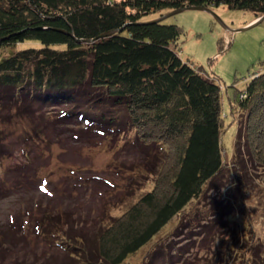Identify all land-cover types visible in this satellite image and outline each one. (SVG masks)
I'll return each instance as SVG.
<instances>
[{
  "label": "trees",
  "instance_id": "obj_1",
  "mask_svg": "<svg viewBox=\"0 0 264 264\" xmlns=\"http://www.w3.org/2000/svg\"><path fill=\"white\" fill-rule=\"evenodd\" d=\"M188 5L251 11L255 17L250 22L264 15V0H0V48L40 44L0 58L1 123L28 119L33 127L25 136L35 142L40 137L44 140L49 128L46 124L38 126L36 115L55 128L77 121L97 135L134 131L133 142L144 154V165H138L142 166L138 171L145 176L153 174L155 179L150 190L143 192L139 187L141 193L130 183L127 194L135 189L137 198L120 214L107 217L106 212V217L97 220L93 238L90 234L86 238L81 231L78 235L64 234L75 243H67L63 264H126L130 256L203 197L207 205L212 204L208 205L209 220L200 221L203 228L209 233L216 228L215 219L228 215L237 222L233 228L238 230L228 248L231 256L232 248H236L243 229L241 213L234 212L233 203L219 209L215 204L219 199L211 198L215 189L225 187L214 186L226 167L222 86L215 76L182 58V27L150 17ZM52 105L61 106L60 113L47 117L49 110L45 109ZM239 108L245 112V121L236 137L240 151L233 178L241 182L237 192L242 195L239 207L243 209V199L250 190L245 180L252 174L243 149L251 163H259L264 169V72L251 79L238 103L231 102L232 114ZM4 143L0 136L1 149ZM4 149L0 157L8 155L3 154ZM139 181L136 178L134 184ZM55 219L61 220L59 215L45 211L37 227L40 233V225L42 228L48 222L45 229L51 242L59 225ZM183 219L189 220L186 215ZM14 222L16 231L25 225L22 216ZM61 233H65L64 228ZM182 236L184 232L174 237L181 240L177 243L154 247L145 262L222 264L229 256L222 252L213 256L203 244L188 243L197 239V234L185 239ZM0 242L2 245L3 239ZM201 250H205L204 256ZM48 259L41 264H51ZM0 264H6L3 258Z\"/></svg>",
  "mask_w": 264,
  "mask_h": 264
},
{
  "label": "rangeland",
  "instance_id": "obj_2",
  "mask_svg": "<svg viewBox=\"0 0 264 264\" xmlns=\"http://www.w3.org/2000/svg\"><path fill=\"white\" fill-rule=\"evenodd\" d=\"M212 9L226 27L212 13L198 9L184 10L166 18L165 22L177 24L184 30L179 43L182 58L215 76L222 86L226 115L222 140L226 167L214 186L220 188L224 184L225 187L224 190H211L207 196L210 197L212 192L211 198L219 199L215 203L219 209L235 204L234 212L241 213L240 219L244 220L241 226L245 232L243 229L239 232V240H236L238 242L235 250L232 248L231 256L228 248L233 243L232 235L238 234V230L233 228L237 222L219 211L216 218L223 217L215 219L218 222L214 225L216 228L207 233L200 221L202 218L209 220L211 210L208 205L212 204L207 205L203 197L185 211L184 215L192 219L190 224L189 220H182L184 215H179L155 239L130 256L126 264H147L145 258L150 256L154 247L181 241L174 238L181 232H184L183 239L197 234V239L188 243L203 244L213 256L217 252L228 253L222 264H264V169L258 166L259 163H251L250 156L242 148L252 174L245 180L244 185L250 190L243 199V209L240 208L239 196L241 198L242 195L237 189L241 182L233 178V174L238 162L236 154L240 151L238 148L237 152L236 137L238 130L243 128L245 112L240 108L233 114L231 111V102L238 103L241 91L246 89L251 79L264 72V20L247 30L234 32V29L252 23L250 21L255 14L223 5ZM150 17L159 18L157 14ZM31 46L40 47V44L27 42L2 47L0 58ZM61 108L57 105L46 107L45 110H49L47 117L59 115ZM35 117L38 126L46 124L49 127L44 140L40 137L37 142L25 136L32 132L33 127L28 119L26 122L0 121V136L5 141L2 146L6 148L3 154L8 153L0 157V238L3 239L2 245L0 242V259L3 258L6 264H33L32 261L41 264L48 258L51 264L65 263V247L67 243H75L65 235H78L81 231L86 238L89 239L88 234L93 238L97 231L94 224L97 220L100 221L106 212L107 217L111 213L120 214L137 198V193L150 190L155 180L153 174L147 173L145 176L138 171L144 165V154L143 148L133 142L134 131L97 135L87 131L83 124L77 125V121L72 126L55 128L51 123H45V119L41 121L39 115ZM246 139L243 133V144ZM3 149L0 147V154ZM136 178L140 181L134 184ZM130 183L135 185L138 192L134 193V189L128 196L127 186ZM119 188L122 190L119 191ZM227 196L232 199L229 200ZM45 211L61 218L53 220L59 223L53 230L57 234L53 242L48 239L50 235L45 229L49 227L48 222H44L42 228L40 225L42 231L37 232L38 222ZM19 216L24 217L25 225L22 224L16 231L14 227L18 226L14 224L17 222L11 221ZM186 225L189 229L184 228ZM71 226L73 230H70ZM62 228L65 233H61ZM205 250H201L200 255L204 256Z\"/></svg>",
  "mask_w": 264,
  "mask_h": 264
},
{
  "label": "water",
  "instance_id": "obj_3",
  "mask_svg": "<svg viewBox=\"0 0 264 264\" xmlns=\"http://www.w3.org/2000/svg\"><path fill=\"white\" fill-rule=\"evenodd\" d=\"M188 9H198V10L208 11V12H210V13H212L214 15V17L216 18V20H218L222 25H224L226 27V25L224 24L223 20L216 14V12L212 8L207 7V6H197V5H188V6H184V7L175 9V10L167 13L166 15L160 16L159 18H157V21L165 20L166 18H168L170 16L176 15V14H178L180 12H183L184 10H188ZM263 20H264V15L263 16H260L259 18H257L256 20H254L252 23L246 25L245 27L239 28V29H234L233 31L234 32H238V31L247 30V29L251 28L252 26L257 25L258 23H260ZM112 32L113 31L104 33L101 36L109 35Z\"/></svg>",
  "mask_w": 264,
  "mask_h": 264
}]
</instances>
